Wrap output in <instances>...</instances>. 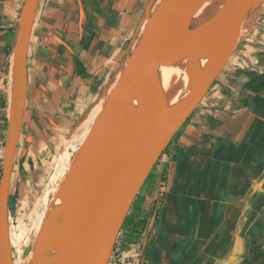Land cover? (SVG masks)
Returning a JSON list of instances; mask_svg holds the SVG:
<instances>
[{"label":"water","instance_id":"obj_1","mask_svg":"<svg viewBox=\"0 0 264 264\" xmlns=\"http://www.w3.org/2000/svg\"><path fill=\"white\" fill-rule=\"evenodd\" d=\"M38 1L23 0L12 48L0 171V264H13L8 234L9 190L27 97V50ZM206 1L159 0L153 9V0L147 1L140 36L57 192L64 205V240L71 239L75 248L68 264L109 263L124 218L146 177L239 46L255 0H220V6L209 16L192 25ZM189 51V74L198 55L205 53L209 61L194 77L186 96L164 111L149 70L174 63ZM189 80L191 83L192 77ZM133 100L140 108L131 119L128 113ZM47 222L48 218L37 234L30 264H42L48 247ZM68 257L67 251L60 264H67Z\"/></svg>","mask_w":264,"mask_h":264},{"label":"crops","instance_id":"obj_2","mask_svg":"<svg viewBox=\"0 0 264 264\" xmlns=\"http://www.w3.org/2000/svg\"><path fill=\"white\" fill-rule=\"evenodd\" d=\"M147 1L39 0L27 50L25 107L31 91L36 96L41 88L45 97L53 99L60 84H67L79 76L100 81L98 89L104 88L106 83H113L138 40ZM22 3L23 0H0V93L3 92L6 76L3 67L8 63V51L14 42ZM39 13L41 15L38 17ZM263 57L256 56L246 67L245 64L232 65L225 73V85L220 87L222 104L218 105L219 108L204 111L200 119L202 126L186 129L171 153L160 155L154 164V187L145 189L142 197L146 225L139 247L134 252L115 248L118 250L119 264L159 263L160 249L157 245L167 233L174 235L177 229L183 228V224L187 228L193 222L190 211L197 195L202 193L206 196L204 191L208 184L205 181L209 178L211 164L225 163L221 145L226 137L232 138L235 143L240 142L235 155L239 160L238 169L242 176L250 179V183L240 190V194L249 196V200L241 204L240 207L244 209L240 211L235 225L241 237L257 234L259 228L263 227L261 217L264 213L259 214L257 209L259 204L264 206V187L257 192L254 185L257 174L263 171L264 175V142L260 134L264 132V127L256 122L258 118L263 120L264 116V110L260 107L264 99ZM104 101L93 104L80 122L84 136L65 142L50 180L58 179L69 171ZM200 134L207 138L199 141ZM247 134L252 136V143L249 142L250 159L244 143ZM213 141L219 145L217 148H214ZM68 149L76 151L72 160L68 157ZM215 151L216 158L211 156ZM58 190V187L53 188V193L57 195ZM57 198L62 205L61 198L58 195ZM162 198L164 202L160 207Z\"/></svg>","mask_w":264,"mask_h":264},{"label":"rangeland","instance_id":"obj_3","mask_svg":"<svg viewBox=\"0 0 264 264\" xmlns=\"http://www.w3.org/2000/svg\"><path fill=\"white\" fill-rule=\"evenodd\" d=\"M158 2L159 0H153L152 9ZM219 2L220 0L203 4L191 24L195 25L204 20L220 6H217ZM37 15L39 17L41 14ZM12 48L13 44L8 55V63L3 67L6 76L2 87L3 92L0 93V120H2L0 122L2 125V127L0 126V171L8 122ZM190 54L191 51L171 63L173 75L189 66ZM256 56H264V8L249 19L242 41L204 98L184 123L180 136L185 134L186 129H192V126H202L201 114L208 108H219L218 105L222 104L220 87L225 85L223 79L226 71L237 63L245 64L246 67L250 65L251 61H254ZM98 82L95 78L79 76L76 80L68 81L67 84H60L53 99L45 97L41 88L38 89L36 96L33 91H31L32 94L30 92L13 162L9 190L8 215L13 264H30L35 239L47 218L48 247L43 255L42 264H51L54 236L62 208L57 195L53 193V188L60 187L66 173L58 179L50 180V176L59 154L64 150L65 142L84 136L79 127L80 122L93 104L106 98L113 85V83H106L104 88L98 89ZM260 107L264 110V99L261 100ZM259 113L262 112L259 111ZM260 119L258 118L256 122L264 127V116L263 120ZM260 134L262 142H264V132ZM247 135L244 143L247 146L246 154L250 159L249 142H251L252 136ZM180 136L169 145L167 154L171 153ZM203 138L207 137H203L202 134L198 136L199 141ZM224 139L222 138L224 141L221 149L225 163L211 164L209 178L205 181L208 184V188H205L204 191L206 196L202 193L197 195L194 207L190 211L193 222H190L187 228L183 224V228L177 229L174 235L169 236L167 233L157 245L160 249L158 264H245L246 251L250 248L264 253V215L261 217L263 227L259 228L257 234L252 233V236L245 237L243 235L244 238L241 237L240 231L235 225L240 211L244 209V207H240L241 204L249 200V196L241 195L240 190L241 187L250 183V179L242 176L238 169L239 160L235 155L239 151L240 142L235 143V140L230 137ZM215 141H213V145H215L214 148H217L219 145H216ZM67 152L68 157L72 160L76 151L68 149ZM214 155H217L216 151L211 153V156ZM262 172L257 174L258 179L254 182L257 192L261 187H264ZM163 202L162 198L160 207ZM257 212L264 213V206L259 204ZM184 215L185 212L182 216ZM115 243L119 250L121 248L119 240H116ZM118 250L113 248L111 261H118ZM253 264H264V259Z\"/></svg>","mask_w":264,"mask_h":264},{"label":"bare ground","instance_id":"obj_4","mask_svg":"<svg viewBox=\"0 0 264 264\" xmlns=\"http://www.w3.org/2000/svg\"><path fill=\"white\" fill-rule=\"evenodd\" d=\"M214 1H218V0H208L204 4H210L213 3ZM218 5H220V3H217V6ZM263 6H264V0H255L254 2H252L249 8L248 19H250L253 15H255ZM247 27H248V21L245 26V29H247ZM208 61H209V57L205 53L200 54L194 60L190 74H189V66H188L184 70L173 75L171 63L159 64L155 67H152L149 70L152 80L159 92L164 111L170 110L186 96V94L190 90L191 85L194 82V77L204 69ZM189 77H192L191 83ZM139 108L140 107L138 101L133 100L128 113L129 118L134 119L137 112L139 111ZM115 151L117 153H121L119 149H116ZM63 215H64V205L62 204V208L58 218V224L54 236L51 264H60L61 259L64 257V253L67 251L69 252L67 264L70 263L71 258L73 257L75 251L73 241L71 239H68L67 241L64 240L66 227H65ZM8 234H9V244L11 247L10 231H8Z\"/></svg>","mask_w":264,"mask_h":264},{"label":"trees","instance_id":"obj_5","mask_svg":"<svg viewBox=\"0 0 264 264\" xmlns=\"http://www.w3.org/2000/svg\"><path fill=\"white\" fill-rule=\"evenodd\" d=\"M10 53V51H8ZM188 119V118H187ZM186 122V121H185ZM184 124L180 127V129L173 135L172 139L166 146V148L162 151L161 154L167 152L169 145L176 140L182 131ZM154 166L151 169L150 173L146 177L144 183L142 184L140 191L137 193L134 198L128 213L126 214L124 221L121 225L119 235L116 240H119L120 247L122 250H127L129 245L138 241L139 234L143 231L146 225L145 213L142 212V197L145 192V189H151L154 187ZM116 248V243L114 245ZM264 259V253L258 251L257 249L250 248L247 251V255L244 259L245 264H253L257 261H261ZM109 264V263H108Z\"/></svg>","mask_w":264,"mask_h":264},{"label":"built area","instance_id":"obj_6","mask_svg":"<svg viewBox=\"0 0 264 264\" xmlns=\"http://www.w3.org/2000/svg\"><path fill=\"white\" fill-rule=\"evenodd\" d=\"M140 236H141V234H140ZM139 244H140V237L138 238L137 242L130 244V248L128 250L133 251V252L136 251V249H138V247H139ZM119 260L117 262L116 261L113 262V260L111 261V258H110L109 264H111V263L112 264H119V262H120Z\"/></svg>","mask_w":264,"mask_h":264}]
</instances>
